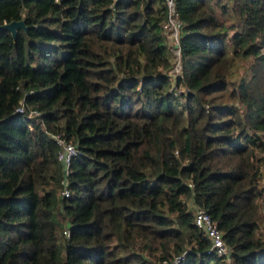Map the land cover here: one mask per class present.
<instances>
[{
  "label": "trees",
  "instance_id": "16d2710c",
  "mask_svg": "<svg viewBox=\"0 0 264 264\" xmlns=\"http://www.w3.org/2000/svg\"><path fill=\"white\" fill-rule=\"evenodd\" d=\"M169 8L0 0V264H264V0H174L176 74Z\"/></svg>",
  "mask_w": 264,
  "mask_h": 264
},
{
  "label": "built area",
  "instance_id": "2783aa9c",
  "mask_svg": "<svg viewBox=\"0 0 264 264\" xmlns=\"http://www.w3.org/2000/svg\"><path fill=\"white\" fill-rule=\"evenodd\" d=\"M169 6H170V9H169L170 14L171 12L177 14V11L174 8V0L173 1L169 0ZM162 24L165 26H169L170 35L173 36L175 41L178 43L179 26L181 24L178 16L176 20H174L171 17L170 20L164 21L162 22ZM179 57H180V49L177 55L178 60L176 64V70H177L176 73H178L181 69ZM178 64H179V68H178ZM18 108H21V107H18ZM57 138L61 144V148L59 149V152H58V158L62 160L64 163V171L66 173H69L70 163H71L73 156L77 153V147L73 142L67 140L65 137H63L60 134H57ZM60 191L67 195L70 194V188L67 187V185L62 186L60 188ZM194 220L200 227H202L206 231V233L211 238V246L207 249V251L209 252L215 251L218 254H227L230 247L225 241L223 230L218 226L217 220L212 217L211 213L207 210V208L196 207ZM184 257H185V252H182L180 254H176L173 257L163 259L161 264H177L181 262L184 259Z\"/></svg>",
  "mask_w": 264,
  "mask_h": 264
},
{
  "label": "rangeland",
  "instance_id": "374dc122",
  "mask_svg": "<svg viewBox=\"0 0 264 264\" xmlns=\"http://www.w3.org/2000/svg\"><path fill=\"white\" fill-rule=\"evenodd\" d=\"M171 17L174 20H176L177 19V14L176 13H173V12H171V14H170V12L168 11V15H167V17H166V19L164 21L170 20ZM167 23H169V22H167ZM163 26H164V28H165V30H166V32L168 34V37L170 39L169 44H170V46L172 45L171 56H172V60L174 61V63H173V66L170 69V72L171 73H176L177 72V70H176V64H177V60H178L177 55L179 53V48H178V46H176V47L173 48V44L171 42L172 39H173V36L170 35V28H169V26H165V25H163ZM248 64H249V61H246L244 64H241L240 65V70H241L240 72H245L247 70ZM178 68H179V64H178ZM179 90H180V87H178V91ZM259 153L264 156V151H260ZM261 184L264 185V162H263V165H262ZM261 201H262V204H261L262 205V207H261V213L264 214V200L261 199ZM188 202L190 203V199L188 200ZM190 207H192V205ZM261 229L264 230V220L263 221L261 220Z\"/></svg>",
  "mask_w": 264,
  "mask_h": 264
},
{
  "label": "water",
  "instance_id": "95a60500",
  "mask_svg": "<svg viewBox=\"0 0 264 264\" xmlns=\"http://www.w3.org/2000/svg\"><path fill=\"white\" fill-rule=\"evenodd\" d=\"M166 1L169 2V0ZM18 27H23L24 29L28 28V25L25 23L23 18L10 19L0 23V28L8 29L13 35V37L16 36V31Z\"/></svg>",
  "mask_w": 264,
  "mask_h": 264
}]
</instances>
